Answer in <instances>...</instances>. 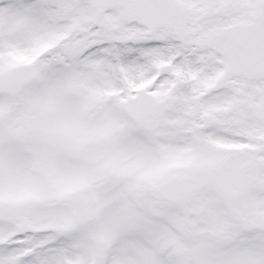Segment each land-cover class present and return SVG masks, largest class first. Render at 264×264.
Here are the masks:
<instances>
[{
  "label": "snow or ice",
  "instance_id": "snow-or-ice-1",
  "mask_svg": "<svg viewBox=\"0 0 264 264\" xmlns=\"http://www.w3.org/2000/svg\"><path fill=\"white\" fill-rule=\"evenodd\" d=\"M0 264H264V0H0Z\"/></svg>",
  "mask_w": 264,
  "mask_h": 264
}]
</instances>
